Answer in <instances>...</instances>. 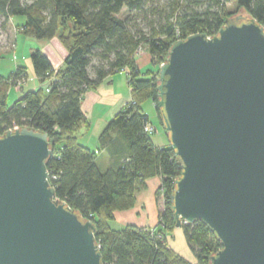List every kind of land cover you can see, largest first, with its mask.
Returning <instances> with one entry per match:
<instances>
[{"label": "trees", "instance_id": "1", "mask_svg": "<svg viewBox=\"0 0 264 264\" xmlns=\"http://www.w3.org/2000/svg\"><path fill=\"white\" fill-rule=\"evenodd\" d=\"M231 0H0L3 24L16 21L22 31L38 39L59 35L68 54L55 69L47 53H31L36 89L24 91L9 103V89L28 78L19 65L8 76L0 75V135L16 125L49 134L52 154L46 164L58 198L96 225V240L104 264H210L222 243L202 220L183 221L189 260L174 250L168 233L177 227L172 206L175 181L183 167L171 143L158 144L155 122L165 128L159 105V69L171 45L193 33H218L228 17ZM239 8L264 25V0H234ZM126 9L129 14L122 17ZM22 17L23 21L17 18ZM146 22V27L142 26ZM151 57L152 68L143 71L140 49ZM1 52V47H0ZM126 68L131 87L129 101L105 126L98 149L81 141V130L91 121L82 108L86 91L107 76ZM54 78L49 90L43 83ZM152 101L156 117L146 111ZM151 125L155 130L147 131ZM166 134L169 140L168 132ZM108 150L114 164L103 169L97 162ZM161 177L157 200L164 199L157 227L113 225L119 211L133 209L147 180Z\"/></svg>", "mask_w": 264, "mask_h": 264}, {"label": "water", "instance_id": "2", "mask_svg": "<svg viewBox=\"0 0 264 264\" xmlns=\"http://www.w3.org/2000/svg\"><path fill=\"white\" fill-rule=\"evenodd\" d=\"M159 105L182 164L177 227L202 220L222 247L210 264H264V25L246 13L177 39L159 68ZM49 134L0 135V264H104L96 225L58 198Z\"/></svg>", "mask_w": 264, "mask_h": 264}, {"label": "crops", "instance_id": "3", "mask_svg": "<svg viewBox=\"0 0 264 264\" xmlns=\"http://www.w3.org/2000/svg\"><path fill=\"white\" fill-rule=\"evenodd\" d=\"M49 44L53 47V50H51L52 52L46 46L42 49L51 59L53 67L57 69L64 65L68 51L63 43L62 45L54 41ZM25 66L27 67V65ZM32 78V89H36L39 84V79L35 75V72L30 78L28 74L27 83L29 79ZM130 100L131 87L129 78L124 71L115 72L104 78L97 86L89 88L82 100V108L86 117L91 121V128L89 130L85 128L81 130V141L84 144L98 149L100 146L99 138L103 129ZM145 109L152 118L156 117V109L152 101L146 103ZM167 143H169L168 137L165 142L158 144L164 145ZM97 162L100 166L108 168L114 164V159L111 153L106 149L98 153ZM160 185V176L148 179L147 187L140 190L137 194L136 206L130 210L119 211L116 214L113 225L115 227H122L128 224L153 228L157 227L159 222V211L161 209L157 200V191Z\"/></svg>", "mask_w": 264, "mask_h": 264}, {"label": "rangeland", "instance_id": "4", "mask_svg": "<svg viewBox=\"0 0 264 264\" xmlns=\"http://www.w3.org/2000/svg\"><path fill=\"white\" fill-rule=\"evenodd\" d=\"M227 8L230 12H232L233 15H236L239 13H246L244 9L238 7L237 3L234 0H231L230 2L227 3ZM128 14H129V11L124 9L120 15L122 17H126ZM17 20L23 21L24 19L22 17H18ZM142 26L146 27V22L142 21ZM61 33H62V27L59 28L57 36H55L54 38L38 39L33 36H29L25 34L22 31V29H20L16 21L11 20L7 23V25H4L3 18L0 17V47H1L0 75H3L6 77L10 75L16 69L18 65H23V66L27 65L29 78L32 77L34 73L33 61L31 58L32 51L36 48H41V49L45 48V46L50 51L53 50L52 45L49 43L56 41L62 44V42H60L58 38ZM137 56H138L137 62L139 63V66L143 71H146L147 69L153 67L150 61L151 57L146 52V50H144L140 54H137ZM154 68L155 70L158 71L159 66L158 67L155 66ZM27 80L28 78L26 79V82H22L20 85L17 84V82L19 81L18 80L15 84H13V86H11V88L9 89V92H10L9 100H8L9 103H12L17 98H19L20 95H22V90L27 91L33 88L32 87L33 78L29 79L28 83H27ZM38 87H40L39 84H38ZM155 125L158 128V131L154 135L155 141L157 143L165 142L167 140L166 130L158 122H155ZM102 168H105V167H102ZM158 203L160 205V208L163 209L164 199L162 196H160ZM167 237H168L171 247L174 250H176L179 254H181L182 256H184L185 258L189 260L195 259L194 253L191 251V249L188 246V243L186 241L185 234L182 228L176 227L173 231L168 233Z\"/></svg>", "mask_w": 264, "mask_h": 264}, {"label": "built area", "instance_id": "5", "mask_svg": "<svg viewBox=\"0 0 264 264\" xmlns=\"http://www.w3.org/2000/svg\"><path fill=\"white\" fill-rule=\"evenodd\" d=\"M143 51H144V49L141 48V49L139 50L138 54H140V53L143 52ZM121 71H124V72L127 73V75H128V71H127L126 68L121 69ZM53 79H54V78H49L46 82L43 83V87H44L46 90H49L50 83L53 81ZM22 82H26V80H21V81L19 80V81L17 82V84L20 85ZM16 127H21V126L16 125V126H14V127H12V128H9V129H15ZM9 129H8V130H9ZM146 130L151 132V131H153V130H155V129H154L153 126H151V125H147V126H146Z\"/></svg>", "mask_w": 264, "mask_h": 264}]
</instances>
